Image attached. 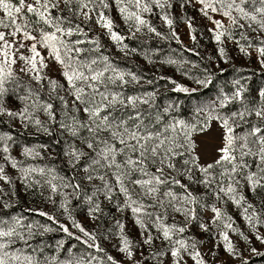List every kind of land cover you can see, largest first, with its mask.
I'll return each instance as SVG.
<instances>
[{"label":"snow or ice","instance_id":"1","mask_svg":"<svg viewBox=\"0 0 264 264\" xmlns=\"http://www.w3.org/2000/svg\"><path fill=\"white\" fill-rule=\"evenodd\" d=\"M185 6L212 25L219 61L234 60L231 43L264 70V0H182ZM173 7V0H0V125L11 129L0 128V264H249L245 251L264 256L252 246L264 245V88L250 96L244 78L233 79L230 91L221 88L186 119L179 104L158 103L157 81L115 63L94 33L99 27L129 58L141 53L126 40L169 38L154 26L158 17L182 43ZM193 19L185 23L196 43ZM159 63L181 71L190 61ZM53 64L58 76L49 74ZM190 71L183 74L202 88L213 83L209 69L202 77ZM159 79L173 92L199 90ZM17 128L52 143L18 145ZM209 133L213 148L202 154L199 140ZM57 156L68 174L46 162ZM22 196L51 210L14 212ZM80 206L91 230L75 216ZM194 224L211 247L191 234ZM58 232L49 244L45 238Z\"/></svg>","mask_w":264,"mask_h":264},{"label":"rangeland","instance_id":"2","mask_svg":"<svg viewBox=\"0 0 264 264\" xmlns=\"http://www.w3.org/2000/svg\"><path fill=\"white\" fill-rule=\"evenodd\" d=\"M181 2L182 0H173L174 7L171 11L175 20L174 27L178 32L179 40L182 41V43L177 42V40L171 38L170 30L160 21L158 17L153 18L154 26L157 27L158 31H161L169 38L167 40H162L155 36H139V38L137 39L126 40L125 43H127L130 48H136L138 49V53H141L137 55H132L129 58L123 57V55L117 51L116 47L108 39V37L102 34V30L99 27L94 26V33L101 36L102 42L104 43L105 47L109 50V54L113 57L115 63L124 68H131L133 71H137L138 73L145 75L147 79H153L157 81L154 87L159 89L158 103L166 104L171 101L179 104V115L186 119H191L192 110L195 106L207 103L210 100L214 99L219 94V90L221 88H223L225 91H230V82L233 79L244 78L242 82L247 84L250 96L254 95L259 89L264 88V70H262L260 66L255 62V58L242 56V54L235 50V47L231 43H229V52L234 57V60L228 64L219 61L217 57V45L212 38V34L208 31V29L211 28L212 25L209 21H207L204 17L199 14L196 8L189 6L181 8ZM112 15L116 20L117 25L119 26L117 28V31L121 32V34L123 35H127V28L125 27L123 22L119 19L115 12H113ZM187 17L194 18L193 24L194 27L197 29L195 33V35L197 36L196 43H194L190 39L189 30L185 23ZM155 43H158V45H156ZM181 44H183L189 49H195L197 52L200 53V55H198L197 57L192 54H188L180 48ZM143 53H147L148 55H150L153 61H156V63H147L142 55ZM168 57L177 60H187L190 61V63L186 64L183 70L177 71V67L174 65H166L159 63V61ZM210 57H213L214 59H209ZM193 64L198 65V67H192ZM188 69H191L189 75L200 77L204 75V69H209L213 73V83L207 88H202L201 86L197 85L193 79H189L183 74V72ZM220 69H223V72H221ZM49 74L52 76H58L56 65L53 64L50 66ZM160 76L175 80L177 83H180L189 88H198V91L200 93L188 96H182L180 94H177L178 92L171 91L174 85H172L168 79L160 80ZM6 127V125H0V128H2L3 130H6ZM17 129L22 130L19 128ZM24 132L34 133V131L31 129ZM14 135L17 144L21 146H32L37 144L51 143L48 142V139L44 140V138L41 140H37L19 137L16 134ZM214 135V133H209L208 135L200 137L199 151L202 154L212 151L214 144ZM45 137L49 138L47 136ZM49 139L52 140V138ZM53 147L55 148V152L61 151L60 146ZM55 152H52L51 149L49 150L50 155H55ZM46 162L54 164L65 174H68L70 172V169L65 164L62 156H57L54 161ZM28 207H44V210L46 211L51 210L48 206L41 205L38 200H35L32 197L22 196L19 205L15 209H13V211L28 214L24 212V210ZM228 211L239 221L240 218L237 215L238 210L229 206ZM75 216L87 228H89L90 230L93 228V224L89 219H87L85 206H80L79 208H77L75 210ZM35 218L43 220V218L40 217ZM123 219L127 224V232L129 236L133 239H137L138 232L135 226L133 225L131 218L125 216L123 217ZM204 219L207 220V215L204 216ZM111 226V220L106 222L105 228H109ZM241 227H243L242 222ZM191 234L198 238L206 239L205 246L211 247V241L207 240L205 234L201 233L195 224L191 229ZM62 235V233L58 232L50 234L45 239L49 244H54L55 240L61 238ZM71 243H75V241H72ZM112 243L113 241H106L104 246L108 248V251L111 254H113L119 259L120 254L116 252L115 248L111 247ZM252 246L256 247L260 251H264V245L259 244L255 240H253ZM241 247H243V245H241ZM244 255L248 257L249 264H264V262L253 261V259L258 256H252L247 251H245ZM221 257L223 258L222 253ZM231 264H236V262L233 261L231 262Z\"/></svg>","mask_w":264,"mask_h":264},{"label":"trees","instance_id":"3","mask_svg":"<svg viewBox=\"0 0 264 264\" xmlns=\"http://www.w3.org/2000/svg\"><path fill=\"white\" fill-rule=\"evenodd\" d=\"M155 44L158 45V43H155ZM180 48L183 51L187 52L188 54H192V55L198 57V55H195L194 52L189 51V48L185 47L183 44L180 45ZM198 93H200V92L197 91V92L192 93V94H184V93H177V94H180L182 96H188V95H193V94H198ZM6 130H11V129H9L8 127H6ZM14 134H16L19 137H23V138H27V139H37V140H41V139L44 138V140L45 139H48L49 140L48 142H51L52 143V140H50L49 138H46L45 136H43L41 134L26 133V132H24L22 130H18V129H15L14 130ZM53 146L57 147L56 145H53ZM253 261L264 262V256H258L256 258H254Z\"/></svg>","mask_w":264,"mask_h":264}]
</instances>
